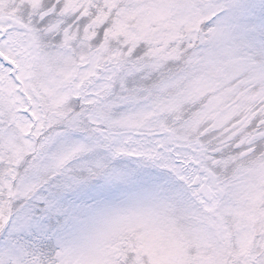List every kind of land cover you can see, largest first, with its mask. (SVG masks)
<instances>
[{
	"label": "snow or ice",
	"instance_id": "1",
	"mask_svg": "<svg viewBox=\"0 0 264 264\" xmlns=\"http://www.w3.org/2000/svg\"><path fill=\"white\" fill-rule=\"evenodd\" d=\"M0 264H264V0H0Z\"/></svg>",
	"mask_w": 264,
	"mask_h": 264
}]
</instances>
